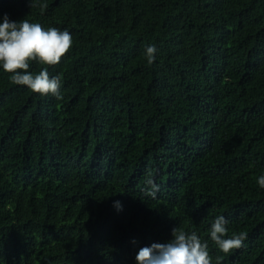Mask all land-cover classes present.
<instances>
[{"label":"trees","instance_id":"1","mask_svg":"<svg viewBox=\"0 0 264 264\" xmlns=\"http://www.w3.org/2000/svg\"><path fill=\"white\" fill-rule=\"evenodd\" d=\"M34 3L0 0V22L73 45L48 68L61 100L0 67V264H137L177 227L213 264H264V0ZM218 216L225 238L247 236L227 255L210 239Z\"/></svg>","mask_w":264,"mask_h":264},{"label":"clouds","instance_id":"2","mask_svg":"<svg viewBox=\"0 0 264 264\" xmlns=\"http://www.w3.org/2000/svg\"><path fill=\"white\" fill-rule=\"evenodd\" d=\"M30 6H35L34 0H30ZM72 45V36L66 30L61 31L56 27L45 29L41 24L27 19L13 22L7 15L0 22V67L9 74L11 83L24 86L40 96L51 95L57 100L63 98L60 92L61 77H50L48 68L59 65L71 51ZM156 53L155 45L146 48L145 58L149 65L155 62ZM33 62L44 66L38 74L29 71ZM257 183L264 189V175L258 178ZM147 184L151 187L144 195L155 199L159 185L153 179H148ZM114 207L122 210L119 201L114 203ZM226 225V219L218 216L210 229V239L225 255L241 248L247 238L243 232L225 238L228 234ZM171 234L173 239L167 243H154L141 248L136 256L137 264H213L208 243L195 232L188 233L177 227L172 229ZM215 260L216 264H221L219 256Z\"/></svg>","mask_w":264,"mask_h":264}]
</instances>
